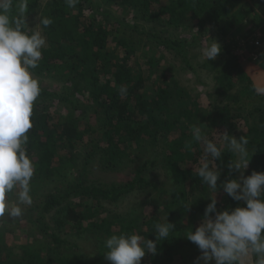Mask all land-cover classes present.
I'll return each mask as SVG.
<instances>
[{"label":"trees","instance_id":"trees-1","mask_svg":"<svg viewBox=\"0 0 264 264\" xmlns=\"http://www.w3.org/2000/svg\"><path fill=\"white\" fill-rule=\"evenodd\" d=\"M37 1L27 0V14L38 7ZM236 1L167 0V4H162V0H102L107 7L132 9L140 20L162 21L163 28L188 27L199 32L202 38L208 34L219 43L235 40L238 44L242 38L248 40L251 36L244 35L247 25L256 23L259 27L264 19L254 10L234 12ZM101 9L102 4H93L92 0H79L74 8H69L65 0H50L42 9L41 16H50L53 23L43 29L49 46L44 48L35 74L62 77L65 94L57 95L41 86L38 101L46 105L35 106L26 146L36 162V174L31 183L33 203L22 205L24 211L19 218L13 219L7 214L0 218L4 221L0 228V264H105L108 260L104 255L107 251L104 242L112 234L136 233L155 240V226L163 223L154 215L147 216L143 211L129 217L104 215L108 212L104 204H118L134 193L158 189L155 181L145 177V172L156 166L155 161H143L132 180L121 185L100 186L89 182L85 176L93 155L99 157L104 170L112 172L127 161L143 158L139 154L147 148H158L160 158L155 159H159L171 185L168 192L162 189L167 195H157L144 203L153 205L152 210L161 212L165 223L168 220L175 230L170 231L167 240H158L156 254H146L141 264H175L177 261L194 264L200 250L185 235L201 222L210 203L208 198L214 193L196 174L204 145L199 146L192 140L190 127L186 129L183 122H191L190 112L198 109L199 113V109L206 108L205 103L210 105L203 95L196 96L199 103L196 102L193 109L186 105L192 92L182 85L187 82L179 77L183 73L174 67V58L182 59L181 70L192 74L197 85L203 82L202 73L206 72L218 86V98L210 102L214 110L211 108L213 111L207 112L210 116L208 129H202L223 153L222 160L216 161L221 171L218 183L238 179L239 171L228 167L233 153L222 148L220 134L234 135L241 125L249 128L248 136L244 135L249 140L247 159H250L246 176L254 170L264 172V95L257 91V70L252 74L250 63L224 50L215 60L205 59L203 64L193 65L190 59L194 58L188 55L191 49L201 48L200 36L189 42L195 46L186 49V40L180 42L171 35L146 34L137 24H128L123 19L113 21L110 29V15H104ZM129 29L133 34L149 38L151 45L154 43L162 51L171 52L172 59L169 56L168 64L162 67L157 66L154 56L147 59V66L136 61L132 63L137 51L134 35L126 34ZM118 49L121 53L124 51V58L118 57ZM142 67L148 69L156 84L150 94L145 91ZM122 86L127 89L125 94L120 92ZM79 95L86 101L80 100ZM57 98L58 103L68 109L62 116L49 112L51 103ZM253 100L257 115L244 113L246 102ZM231 103L234 108L236 106L235 110ZM92 108L96 120L83 125V116H76V112ZM182 110L184 115L177 116ZM189 142L191 147L187 148ZM78 144L84 146L82 158L76 153ZM58 182L63 184L53 186ZM222 190L216 193L218 211L243 206L242 201L233 200ZM9 200V207L16 206L15 193ZM11 225L13 228L9 229ZM23 225L30 226V231L23 229L22 235L28 238L26 243L20 244L17 237L10 236ZM71 232H76L74 242L70 241ZM7 237L18 241L12 243H18L14 245L19 252H15ZM81 242L94 245L93 257L80 252Z\"/></svg>","mask_w":264,"mask_h":264},{"label":"clouds","instance_id":"clouds-1","mask_svg":"<svg viewBox=\"0 0 264 264\" xmlns=\"http://www.w3.org/2000/svg\"><path fill=\"white\" fill-rule=\"evenodd\" d=\"M65 2L69 8H74L79 0ZM27 8V0H0V218L5 214L19 218L24 211L22 205L33 203L31 183L36 174V162L26 146L42 91L35 70L47 43L43 29L52 25L53 20L50 16H41L39 30H36L27 23ZM210 41L202 49V56L208 61L215 60L222 51L218 41L212 38ZM126 91L122 86L121 94ZM190 131L192 140L204 145L196 174L214 193L208 198L210 203L199 225L185 235L200 250L194 264H246L249 259L252 264H264V172L254 170L246 177L241 174L239 179L218 183L221 171L216 161L222 160L221 147L199 126L192 125ZM220 136L225 148L237 156L236 161L229 162V169H246L250 161L246 136L237 139L228 132ZM186 147L190 148L191 142ZM220 188L233 200L242 201L243 206L218 211L216 193ZM13 193L16 206L9 207V196ZM171 230H175V226L167 220L156 224L155 240L136 233L112 234L104 242L105 258L111 264H141L146 254H156L157 241L167 240Z\"/></svg>","mask_w":264,"mask_h":264},{"label":"rangeland","instance_id":"rangeland-1","mask_svg":"<svg viewBox=\"0 0 264 264\" xmlns=\"http://www.w3.org/2000/svg\"><path fill=\"white\" fill-rule=\"evenodd\" d=\"M50 0H38L37 1V8L34 9V11L31 14H27V23L28 25L34 27L36 30H39V25H38V21L42 15V9L45 7V5L47 4V2ZM93 4H102V9L101 12L105 14H109L110 15V26L109 28L111 29L112 27V23L115 20H124L126 23L128 24H137V26L139 27V30H144L146 34H156V35H163L164 37L171 35V36H175V38L177 40H179L180 42H184L186 43V49L192 48L193 44L189 43L191 42V40L193 39H197L199 36V40H201V48H193L191 49V53L190 55H188L189 57L192 56L194 59H190L191 64H195L197 65L198 63L203 64V62L205 61L206 58H204L202 56V49L208 44L210 43V38L213 39V37L211 35L206 34L205 38L201 37V34H199V32H197L196 30H191L190 28H181L179 30H175L172 28H163L162 24L163 22L161 21H154V22H148V21H143L142 19L140 20L134 11H132V9H128V8H120V7H107V5H104L102 0H92ZM167 0H162V4H167ZM86 10L89 9L88 6L85 7ZM243 10V11H242ZM254 10V12L262 19H264V0H237L235 3V9L234 12H245V11H251ZM254 24H249L247 25L245 31H244V35H246L247 33L249 35H251L248 40H246L245 38L241 39V42H239L238 44H236V42H231V43H226V42H222L221 47L222 50H224L225 52H229L230 55L235 56V57H240L243 58L245 63L251 65V69L250 72L252 74H254L255 70H257L256 72V76L258 77V88L261 89L260 94L264 95V21L263 24H261L259 27H256ZM115 26L117 27V24H115ZM115 27V28H116ZM250 32V33H249ZM43 34H44V30H43ZM126 34L130 35L133 34V32H131V29L126 30ZM135 39H134V44L137 54L135 56V58L132 59V63L133 62H139L140 64H143L144 66H147L146 62L147 59L152 58L151 56H154L153 60L156 62L157 66L162 67V66H166L168 64L167 61L172 59V55L171 52H165L162 51L163 49H159L158 46L156 44H152L150 43V39L146 38L144 35H140V34H133ZM46 38V36H45ZM46 47L49 46V41L46 38ZM119 52V58L122 59L124 58L126 55H123L122 53H124V51L121 53V49H118ZM227 54V53H226ZM143 55V56H142ZM162 55L165 56V58L162 57ZM256 60V61H254ZM172 63L174 65V67L176 68V70L180 73H183L181 75H179L180 78H182L185 82H187V84H182L185 88H187V91H191V96L190 99L187 100L186 105L189 108H194V104L197 102V104L199 103V101L196 100V96H204V98L209 101V106H206L205 103V109H199V113L198 109L194 110L193 112H190L191 115V122H188L189 119H185L186 122H188L187 124H185L183 122V126H186V129L190 127L192 125H196L199 126L201 129H208V125H209V120H210V116L209 114H207L208 110L213 111V103L215 99H217L218 97V86L215 85V82H213L212 76L209 75L206 72H203L202 75L204 77V79L202 80L203 82L199 85H197V83L195 82L194 78H192V74L190 73H186L183 72L181 70V64L183 63L182 59H176L174 58L172 60ZM253 68V69H252ZM142 72L146 81L145 84V91L146 93L150 94L151 90L153 88H155V83L153 82V79L148 71V69L146 67H142ZM177 72V73H179ZM38 76V75H37ZM41 80V86L43 88H45L46 90H48L51 93L57 94V95H62L65 94V79H63L62 77H58V78H51V77H40L38 76ZM189 84V86H188ZM80 100L82 101H86V99L82 96L79 95L78 96ZM47 100V99H46ZM201 100V99H200ZM47 102V101H46ZM48 102H50L48 100ZM211 102V103H210ZM247 104L244 106L245 112L244 113H254L255 115H257L254 112V107L253 105L255 104V101H248L246 102ZM36 104L39 105V107H45L46 103L42 100H39L36 102ZM52 107L50 108L49 112L53 113L56 116H62L65 113H68V109L66 107V105L64 106L63 104L58 103V98L57 100L54 99V101L51 103ZM233 109H236V106L234 108L233 103H231ZM200 106V105H199ZM213 110H212V109ZM94 109H90L87 110L85 112L82 111H77L76 112V116L78 117H82L83 116V125L87 124L88 122H92L94 123V120H96V114L94 113ZM219 113V112H218ZM184 115V111H179L177 116H183ZM208 115V116H207ZM249 115V114H248ZM207 116V117H206ZM247 116V115H244ZM208 119V120H207ZM237 120V119H236ZM235 121V120H234ZM238 121V120H237ZM202 125V126H201ZM184 129V128H183ZM249 131V128H247L245 125H241L239 128H237V130L235 131L234 135L237 139H239L240 134L243 135H247ZM191 132V131H190ZM187 133H189L187 131ZM242 136V135H241ZM92 138V137H91ZM87 140V138H86ZM86 141H84L83 145L85 144ZM223 142V141H222ZM221 142V143H222ZM201 143H199L200 146ZM82 144H78L77 146V156L78 158H82L83 154H84V146ZM159 146V143L157 144ZM222 148L225 149L224 146V142L222 143ZM148 150L143 151L141 154L139 155H143V158H140L136 161H127L124 164H122L121 168L117 171H112V172H107L106 170L103 169V166L101 164V160L99 159V157L97 155H93V158H91L89 164H88V170L85 173L87 179L89 180V182H93L96 183L97 185L100 186H111L112 184H116V185H121L124 184L128 181H131L136 170L138 168H140V165L142 164L143 161L148 160V161H155L154 163L156 164L155 167H152L151 169L147 170L145 172V177H147L148 179H152L153 181H155V184H157V190H153L151 188H148L146 191H143L142 194L140 193H134L129 197L124 198L122 201H120L118 204H104V208L108 211L107 213H104V215H118L120 217L122 216H134L136 214H138L140 211H143L145 215H154L157 218L160 219V221L162 223H165V219L163 217V215H161V212L159 211H154L152 210L153 205L149 204V202H146V200H148L149 198H154L157 195H167L168 193H163L162 189L165 190L166 192H168L167 190H169V186L171 184L168 183V179L165 175V171L162 168V166L159 164L158 160L159 159H155L160 158V154L158 152V148L155 149H151V148H147ZM88 150V149H87ZM131 151V150H130ZM180 152H184V149L179 148ZM139 158V157H138ZM237 160V156L233 153V161ZM157 161V162H156ZM150 163V164H151ZM183 168L184 165H183ZM241 174H243V176L246 177V171L245 169L239 171L238 174V179L241 177ZM63 183H57L54 184L53 186H59L62 185ZM159 188H161V191L159 192ZM223 191V190H222ZM10 206V205H9ZM52 216L48 217L47 220L49 221L51 219ZM4 218V217H3ZM6 218V217H5ZM4 220V219H3ZM8 220V219H7ZM3 222L2 219H0V228L1 226H3ZM200 223V222H199ZM199 223H197L196 227L199 225ZM2 224V225H1ZM5 225V224H4ZM9 229L13 228V226H8ZM24 230L26 231H30V226L28 225H23L21 228H19L18 230L15 231V233H13L12 238H16L19 239L18 241H20L19 243H26L27 241V236H23L22 234H24ZM23 231V232H22ZM22 232V233H21ZM76 232H71V234H75ZM15 235V236H14ZM61 237H64L63 234L61 235ZM5 239H9L10 244L12 242H18V241H13V239L7 237ZM75 240H77V238L75 237V235H73V237L70 239L71 242H74ZM84 240H86L84 238ZM87 241V240H86ZM13 244V243H12ZM17 244L18 243H14ZM12 245L15 248V252H19V248L16 245ZM81 250L80 251L82 254H85V256H92L95 254L96 250L94 248L93 244H88V243H83L81 242ZM84 256V257H85ZM105 264H111V262H104ZM175 264H180L178 261L175 262ZM246 264H252V260L249 259L248 261H246Z\"/></svg>","mask_w":264,"mask_h":264}]
</instances>
